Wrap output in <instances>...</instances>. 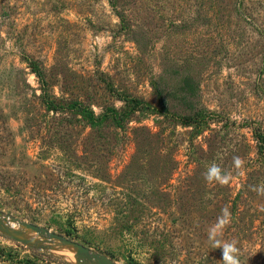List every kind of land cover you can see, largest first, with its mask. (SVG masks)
Listing matches in <instances>:
<instances>
[{"label": "rangeland", "instance_id": "1", "mask_svg": "<svg viewBox=\"0 0 264 264\" xmlns=\"http://www.w3.org/2000/svg\"><path fill=\"white\" fill-rule=\"evenodd\" d=\"M80 105L130 117L92 127ZM258 133L264 0H0L5 215L120 264H224L208 232L227 208L220 239L264 264ZM55 250L0 231V264H77Z\"/></svg>", "mask_w": 264, "mask_h": 264}, {"label": "water", "instance_id": "2", "mask_svg": "<svg viewBox=\"0 0 264 264\" xmlns=\"http://www.w3.org/2000/svg\"><path fill=\"white\" fill-rule=\"evenodd\" d=\"M10 221L18 223L19 228L9 225ZM25 228L31 232H36L38 237L27 235L28 232H24ZM0 231L31 247L55 249L58 246H70L74 249L77 264H120L106 254L95 251L78 241L52 232L48 228L36 223L27 222L15 216L5 215L2 211H0ZM39 236H45V239Z\"/></svg>", "mask_w": 264, "mask_h": 264}, {"label": "clouds", "instance_id": "3", "mask_svg": "<svg viewBox=\"0 0 264 264\" xmlns=\"http://www.w3.org/2000/svg\"><path fill=\"white\" fill-rule=\"evenodd\" d=\"M244 161L239 158H234V166L237 169L243 167ZM205 179L208 182H218L221 185H227L231 180V174L225 173L216 164L211 165L207 173L205 174ZM258 194L264 195V185L254 188ZM264 211V207L260 209ZM231 219V213L227 208L222 210V215L218 218L217 223L213 225L208 232L209 240L213 243L214 247L222 249V261L224 264H240L239 253L240 250L237 247V242L235 240L231 242H223L220 237L223 236V230L228 226Z\"/></svg>", "mask_w": 264, "mask_h": 264}, {"label": "trees", "instance_id": "4", "mask_svg": "<svg viewBox=\"0 0 264 264\" xmlns=\"http://www.w3.org/2000/svg\"><path fill=\"white\" fill-rule=\"evenodd\" d=\"M122 99L130 106H132L131 108L133 111L135 109L139 110L143 108L142 101H140L139 99L129 98V97H122ZM47 106L49 109L58 110V105L51 100L47 101ZM79 111L84 115V117L88 120V122L91 124L92 127H101L104 126L106 123H111L114 126L123 127L124 121L130 117V113H129L130 111L126 109L120 112L117 109H112L109 112H104L100 115H96L94 111L91 110L90 108H84L83 106L80 105ZM257 138L260 143V148L264 149V135L258 133ZM61 262L62 264H71L66 261H61Z\"/></svg>", "mask_w": 264, "mask_h": 264}, {"label": "bare ground", "instance_id": "5", "mask_svg": "<svg viewBox=\"0 0 264 264\" xmlns=\"http://www.w3.org/2000/svg\"><path fill=\"white\" fill-rule=\"evenodd\" d=\"M9 225H11L12 227H16V224L14 222H10ZM35 233L28 231L27 235L35 237L36 236ZM55 249L59 253H61L64 257H74V249L70 246H58Z\"/></svg>", "mask_w": 264, "mask_h": 264}]
</instances>
